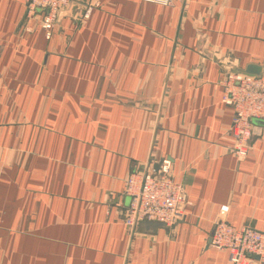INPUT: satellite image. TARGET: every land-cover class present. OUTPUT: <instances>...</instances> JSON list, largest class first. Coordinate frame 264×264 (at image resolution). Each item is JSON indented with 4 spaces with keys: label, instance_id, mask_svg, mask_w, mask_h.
I'll use <instances>...</instances> for the list:
<instances>
[{
    "label": "crops",
    "instance_id": "obj_1",
    "mask_svg": "<svg viewBox=\"0 0 264 264\" xmlns=\"http://www.w3.org/2000/svg\"><path fill=\"white\" fill-rule=\"evenodd\" d=\"M77 1L47 39L0 0V264H231L208 240L264 233V126L237 158L217 61L263 62L264 0ZM163 159L182 215L131 231L125 179Z\"/></svg>",
    "mask_w": 264,
    "mask_h": 264
},
{
    "label": "built area",
    "instance_id": "obj_2",
    "mask_svg": "<svg viewBox=\"0 0 264 264\" xmlns=\"http://www.w3.org/2000/svg\"><path fill=\"white\" fill-rule=\"evenodd\" d=\"M70 1L23 0L25 18L40 12V26L48 39L59 10L66 8ZM145 1L168 4L175 0ZM91 8H85V18ZM218 85L223 89L221 101L233 110L232 151L237 158H242L250 149L251 138L261 129L250 119L264 120V76L225 72ZM123 193L129 198L123 211V223L131 231L142 221H157L172 226L181 217L187 202L184 186L171 176L167 159L161 161L156 171L148 168L132 170L125 179ZM209 245L226 251L231 264H264V233L248 225L235 227L219 218L214 222Z\"/></svg>",
    "mask_w": 264,
    "mask_h": 264
},
{
    "label": "water",
    "instance_id": "obj_3",
    "mask_svg": "<svg viewBox=\"0 0 264 264\" xmlns=\"http://www.w3.org/2000/svg\"><path fill=\"white\" fill-rule=\"evenodd\" d=\"M73 6H78V7H85L82 3L76 0L70 1L69 5L66 8H63L59 10L56 21L55 23H59L61 19L71 10ZM39 11V10H38ZM25 23V14L23 16V19L20 23V26ZM19 26V27H20ZM218 64L222 67V69L227 72V73H232V74H241L244 76H251V77H261L264 76V60L261 64H256V63H248L246 64L243 68L238 67L237 65V60L233 59L230 55H226L223 58L219 59ZM250 122L254 125L263 127L264 126V120L258 119V118H251ZM158 227H163L167 228L166 225H164L161 222L157 221H142L139 222L136 227L135 231H143V232H152L155 230V228ZM213 231V229H212ZM212 231L210 233V236L212 234ZM210 236L208 240V244L210 242Z\"/></svg>",
    "mask_w": 264,
    "mask_h": 264
},
{
    "label": "rangeland",
    "instance_id": "obj_4",
    "mask_svg": "<svg viewBox=\"0 0 264 264\" xmlns=\"http://www.w3.org/2000/svg\"><path fill=\"white\" fill-rule=\"evenodd\" d=\"M77 1V0H76ZM163 5H165V4H163ZM73 8V7H72ZM57 23H54V25L52 26V30H51V35H50V37L52 36V31H53V28L55 27V25H56ZM50 37L48 38V39H50Z\"/></svg>",
    "mask_w": 264,
    "mask_h": 264
}]
</instances>
